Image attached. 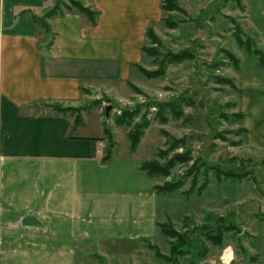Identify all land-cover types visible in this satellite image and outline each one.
<instances>
[{"label":"crops","instance_id":"0c3cea01","mask_svg":"<svg viewBox=\"0 0 264 264\" xmlns=\"http://www.w3.org/2000/svg\"><path fill=\"white\" fill-rule=\"evenodd\" d=\"M82 1L99 13L96 24L79 14L50 19L57 37L48 49L32 17L21 15L42 16L46 0H0V264H79L90 255L107 263L126 248L135 264H162L147 246L160 236V195L140 170L139 149L116 151L103 166L102 130H73L87 126L90 92L130 82L163 0ZM241 88L248 143L264 150V79ZM53 105L83 108L82 123ZM252 216L221 245L206 242L197 263L264 264V232Z\"/></svg>","mask_w":264,"mask_h":264},{"label":"rangeland","instance_id":"374dc122","mask_svg":"<svg viewBox=\"0 0 264 264\" xmlns=\"http://www.w3.org/2000/svg\"><path fill=\"white\" fill-rule=\"evenodd\" d=\"M57 2L59 0H46L47 8L42 15ZM178 2L184 12L170 13L175 16L178 27H165L162 11L160 20L154 25L159 39L156 56L145 57L142 65L149 70H157L167 63L164 58L167 52L189 51L192 59L168 64L166 74L161 78L150 79L138 69H133L130 82L140 93L127 83L112 90L90 92V97L82 103L86 107L87 126L73 131L75 134H92L101 129L103 135V129L109 127L113 141L116 142L117 137L120 142L119 148L116 147L117 153L123 151L132 155L128 132L146 119L149 128L138 148L142 161L155 159L159 150L169 151L173 145L167 157L159 159L161 164H167L177 154L186 155V161L176 162L170 169L169 177L152 178V187L171 183L180 186L173 192H160V222L180 233H187L193 241L185 248L191 253L190 258L177 257L176 263L198 264V253L207 242L203 238L207 233L204 226L216 227V219L221 212L227 215L224 217L228 218V223L234 225L252 214L257 219L261 217L264 150L249 145L241 121L237 118L227 121L222 116L241 110L244 81L264 79V0ZM239 31L243 32V40L252 44L250 50L238 44ZM146 43L150 44V41ZM229 52L235 55L236 61L230 60ZM223 77L231 79L234 88L219 80ZM180 95L192 97L194 106L179 102L183 112L181 118H174L169 110L161 116L157 104L174 102ZM228 103L235 106L225 107ZM109 106L111 111L107 117L106 107ZM136 108L141 109V117L124 125L118 124L117 119L122 117L123 110ZM163 118L167 122L161 123ZM161 129L169 134L171 142L168 147H165L167 138ZM180 140L184 145L176 147L175 143ZM104 142L106 146L107 142ZM178 186L175 185L176 188ZM237 203L246 205L243 209L232 207ZM258 223L255 226L264 232V218ZM159 231L160 236L154 239L153 244L161 252L169 254L172 239ZM132 252L127 248L123 252L115 251L109 255L107 263L95 255L80 256L79 264H135L136 255ZM149 253L156 257L154 251Z\"/></svg>","mask_w":264,"mask_h":264},{"label":"trees","instance_id":"16d2710c","mask_svg":"<svg viewBox=\"0 0 264 264\" xmlns=\"http://www.w3.org/2000/svg\"><path fill=\"white\" fill-rule=\"evenodd\" d=\"M59 0L52 9L47 11L44 15L38 16L32 11L25 10L21 12V15L27 14L36 23V26L40 31L46 36V43L44 46H46L48 49H51L54 45V40L57 37L52 32L51 25L49 24V20L52 18H55L57 16L59 17H64L67 13L69 14H79V15H84L88 18L90 23L92 25H95L97 22V18L99 13L95 11L92 7L86 6L82 0ZM161 9L164 13L163 17V24L165 27L169 28H177L178 27V22L175 20V16H172L170 13L172 12H184L183 8L179 5L178 0H163ZM154 25H150V27L147 30L146 33V41L149 40L150 44L145 43L143 47V53H144V60L146 58H151L155 57L157 53L156 47L158 46V35L155 32ZM237 41L240 47L250 50L252 44L248 40V43H246L243 40V32L239 31V34L237 35ZM40 48H42L41 45H39ZM192 53L189 51H183L180 53H173V52H167L165 55V59L167 60L166 64H162L159 66L157 70H149L145 68L142 64L139 65H134L133 67L138 69L139 72L144 75L147 78H161L164 77L166 74L167 66L168 64H173V63H183L187 60L192 59ZM228 56L230 60L236 61L235 55L232 53H228ZM143 60V61H144ZM224 83H227L231 88H234V82L231 79H225L224 77L222 79H219ZM133 90H135L136 93H140L139 89L134 85L133 83L129 82L128 83ZM242 94V93H241ZM179 102L181 104H185L188 106L193 107L194 106V99L189 96H178L176 99H174V102H161L158 103L157 106L160 108V115L163 116L167 110H169L172 114L173 117L176 119L181 118L183 116V112L181 110L182 107H180ZM231 106L234 107V103H228L225 105V107ZM55 111L67 115L71 114L74 116V124L80 125L82 123V111L83 108H74V107H63L61 105H53L52 106ZM141 109L136 108L134 110H123L122 111V117H119L117 119L118 124L124 125L126 122L134 120L138 117H141ZM223 119H226L227 121L232 120L233 118H237L239 121L242 122V131L248 134L247 129L244 126V119L245 115L244 113L240 110L237 113H228L226 115L222 116ZM167 122L166 119H161V123ZM149 128V122L146 119H143V123H139V125L135 126V129L133 131L128 132V139L130 142V151L135 153L144 136L146 130ZM162 135L166 136L167 140L165 141V147H168L169 142V134L165 129H161ZM96 141H106L107 144L102 152V156L100 158V162L103 166L109 164L112 162L115 158V152H116V142L113 141V138L110 133V128L105 127L103 129V136L102 138L95 139ZM176 147L178 146H183L184 141L180 140L175 143ZM170 148V147H169ZM174 148V145L171 147V149ZM170 149V150H171ZM169 150V151H170ZM167 149H161L158 151L157 156L153 160H144L141 162L140 165V170L144 171L150 178H154L156 176H165L169 177L170 176V169L174 166L176 162H184L187 160V157L185 154H177L174 156L173 159L169 160L167 164H161L159 159H165L169 153ZM213 168V167H212ZM215 168V167H214ZM231 173H227L229 175ZM233 174H231L230 177H232ZM243 177V175H241ZM178 186L177 183H171L167 184L165 186H154L152 187V190H154L157 194H160V192H173L174 190L180 188L178 186L177 188L175 187ZM264 216V215H263ZM233 223H228V218L224 216H219L216 219V227H210L208 224L204 226V229L207 230V233L204 234V239L207 240V242L212 243L214 245H221L224 239V234L226 232L233 231L236 228V225H232ZM159 229L166 234L168 237L172 239V243L170 245V252L169 254H164L160 251L159 247L155 244H152L148 242V248L152 249L156 256L158 257L159 260H161L164 263H170V264H175L177 262V257H187L190 253L189 251H186L185 248L189 247L192 245V239H189V236H187V233H180L177 230L168 227L167 224L165 223H158ZM174 240V241H173ZM177 264V263H176Z\"/></svg>","mask_w":264,"mask_h":264},{"label":"water","instance_id":"95a60500","mask_svg":"<svg viewBox=\"0 0 264 264\" xmlns=\"http://www.w3.org/2000/svg\"><path fill=\"white\" fill-rule=\"evenodd\" d=\"M111 107H106V116L108 117L110 115Z\"/></svg>","mask_w":264,"mask_h":264},{"label":"built area","instance_id":"2783aa9c","mask_svg":"<svg viewBox=\"0 0 264 264\" xmlns=\"http://www.w3.org/2000/svg\"><path fill=\"white\" fill-rule=\"evenodd\" d=\"M101 146L104 148L105 147V145L104 144H101Z\"/></svg>","mask_w":264,"mask_h":264}]
</instances>
